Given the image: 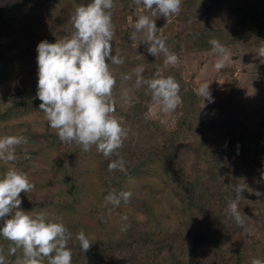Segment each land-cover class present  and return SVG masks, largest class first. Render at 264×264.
<instances>
[{
    "label": "rangeland",
    "instance_id": "obj_1",
    "mask_svg": "<svg viewBox=\"0 0 264 264\" xmlns=\"http://www.w3.org/2000/svg\"><path fill=\"white\" fill-rule=\"evenodd\" d=\"M86 1L0 0V264L50 261L47 250L57 254L60 238L64 239L57 227L70 231L71 249L103 241L108 253L122 238L131 237L136 228L146 237L149 234L152 242L137 249L150 246L154 250L177 229L205 217L177 194L182 179L199 181L210 223L226 218L231 225V248L245 240L249 246L264 245V198L257 196L258 191L262 193L258 173L262 159L260 155L247 157L237 142L244 130L248 134L264 131V32H252L251 23L246 21L242 26L239 18L240 10L248 12L249 0L147 2L122 22L123 28L136 26L129 65L122 77L100 73L98 77L104 80L99 83L104 87L95 81V67H91L95 73L84 74L82 83L80 77L56 72L54 63L42 72L41 62L28 58L25 50L17 47L19 38L23 40L22 35L31 33L30 28L38 39L47 27L65 24L76 16L75 11ZM229 26L247 33L220 51L204 50L194 41L196 36L208 37L210 32L220 33ZM105 33L100 39L103 43L123 37L119 28ZM221 35L228 39L227 33ZM161 38L179 41V50L172 57H167L170 50ZM141 69L162 76L182 75V81L200 97L197 105L205 119L198 128L206 125L204 136L226 139L227 145L235 141V151L230 146L226 154L233 165L241 167L238 177H224L228 184L219 181L214 174L220 150L206 144L199 147V141L195 144L192 137H186L188 144L176 154V168L183 170L177 172L181 174L178 184L171 180L168 165L161 160L144 164L134 177L124 181L120 196L107 194L105 178H112L107 162L111 163L114 156L109 146H117L126 138L129 142L136 139L140 148L153 147L142 142L140 125L133 127L124 117L126 111L135 112L137 96L144 92L138 81L129 79ZM49 72L54 79L44 81ZM63 77L66 79L61 82ZM38 81H43L42 89ZM61 95L58 105L55 97ZM108 95L117 109L105 103ZM33 96L41 100L39 106L33 103L23 108L12 103L15 98L28 100ZM148 111L152 118L173 127L182 115L181 99L168 95L148 105ZM76 131L94 137L79 141L76 136L81 134ZM191 134L182 133L178 138ZM225 198L232 200L228 208ZM11 241L14 244L10 246ZM121 248L124 250L123 243ZM248 254V264L264 258L252 250ZM154 255L156 262L164 257L152 254V260ZM141 259L142 264H156ZM96 264L107 263L100 258Z\"/></svg>",
    "mask_w": 264,
    "mask_h": 264
},
{
    "label": "trees",
    "instance_id": "obj_2",
    "mask_svg": "<svg viewBox=\"0 0 264 264\" xmlns=\"http://www.w3.org/2000/svg\"><path fill=\"white\" fill-rule=\"evenodd\" d=\"M151 0H89L83 3V8H79L78 12L75 11L76 16H73L65 24H59V26H51L44 29L45 33L42 36L34 38V34L29 32L23 36V40L17 41L19 46L25 50V56L28 58L38 59L44 66L42 72H46L49 64L54 63L56 72L59 74L65 73L67 76L80 77L82 83L83 76H87L91 73H95L91 67L98 69V73L95 74V81L97 85H101L99 81H103L98 75L104 72L109 76H123V72L129 65L128 53L130 46L132 45L133 31L136 29L134 25H128L122 27V22L126 21L129 17L138 13L140 8L144 7L147 2ZM246 10H240L239 18L240 24L244 26L246 21L251 23V29L254 33L264 32V0H249ZM122 16V17H121ZM120 21V23H119ZM119 28L123 33L120 41L115 39L110 40L108 43L100 41L102 34L110 32ZM159 24L156 26L158 30ZM222 32L227 33L228 39L225 38ZM208 37L196 36V43L202 44L204 50L220 51L225 44H230L236 40H240L246 30L243 32L239 28L229 26L227 29H223L220 33H212ZM163 39L165 48L170 52L167 57H172L180 47L179 41L165 40ZM54 43V44H53ZM199 44V45H200ZM176 47V48H175ZM177 49V50H176ZM166 52V50L164 51ZM54 73H52L53 75ZM97 75V78H96ZM103 76V75H102ZM51 74L47 75L44 81L53 80ZM66 77L62 78L61 82H64ZM79 79V78H78ZM130 80L138 81V85L141 86L143 93L137 96V103L134 105L133 110L129 114L124 113L125 122L129 125L136 127L135 123L140 125L139 132L142 142L146 145H152V149L148 150L141 145L136 139L131 142L126 138L121 139V142L117 145H110L108 150H111L114 156H111L112 162H107L108 167L112 168L111 177L105 178L109 187L107 194L114 196H120L123 194L122 189L124 187V181H127L131 176L136 175V171L141 169L144 164L148 162H155L164 160L168 165L171 180L177 183V179L180 175L177 172H182V169L177 170L178 166V151L188 144L185 141L186 137H192L193 143H198L199 147L202 144H206L207 147L213 149H219L220 155L216 162L215 174L217 179L224 181L228 184L227 179L238 177V173L241 171L240 166L233 165L230 158L227 156V151H230V146L236 145L235 141L227 145L226 139H220L219 137L206 138L203 134V129L206 125L198 128L199 125L204 122V116L201 115V109L197 105V101L200 97L193 91L187 82L182 81L181 74H169L166 76L156 75L149 71V73L143 72V70H136L134 75L129 76ZM43 81H38V86H41ZM132 88L133 85H130ZM42 89V87H40ZM85 89L86 86H84ZM110 93L113 91V87L109 88ZM36 90H34L35 92ZM69 92V90H68ZM109 93V94H110ZM32 93H30L31 95ZM111 95V94H110ZM168 95L178 96L182 103V115L177 124L173 127L166 126L161 120L152 118L148 111V105L155 103ZM19 94H17V97ZM30 97L28 100L15 98L12 103L16 106L31 107V105L39 103L41 100L37 97ZM55 97V102L60 105L61 98ZM23 100V101H22ZM67 101L68 98H64ZM105 103L112 109L113 104L110 101L109 95ZM110 101V102H109ZM23 107V108H24ZM9 110H13V107H8ZM117 109V106H113V110ZM203 118V119H202ZM183 121V122H182ZM123 131L127 134L128 126L122 124ZM86 130L88 128L86 127ZM192 130V131H191ZM191 132V136H185L179 139L180 135ZM81 134L76 136L79 141L85 140V137H94L91 133L84 131H76ZM235 136V135H234ZM187 139V138H186ZM238 146L242 150L246 151L247 157L257 158L261 157V165H259L262 193L258 191L257 196L264 198V131L262 133L248 134L246 130L240 135ZM81 143V142H75ZM176 144H178L176 146ZM178 148V149H177ZM165 157H162V156ZM166 158V160H165ZM106 165V166H107ZM165 165V164H164ZM173 170V172H172ZM217 174L221 175L218 178ZM178 184V183H177ZM177 194L180 198L187 202V206L192 210H198L205 216L202 221H196L193 225H187L184 229L179 228L177 232L165 237L160 242V246H156L153 250L148 246L147 249H137L140 245L147 246L151 242V238L144 236L140 230H133L130 233L131 237L122 238L119 246L114 245V249L107 253V246L103 241L95 242L86 245L76 246V249H71L72 243L69 233L70 231L65 227H57L58 233L64 237L58 243L57 254L51 250H47V257H50V261H44L42 264H96L98 259L106 260L107 264H142V258L147 262L153 261L156 264H248L246 258L249 257L248 251H255V256L264 254V245L260 243H253L251 246L247 244L246 240L242 241L236 248H231V238L229 236L230 226L228 221L220 219V222L215 221L210 223L204 213L205 205L202 204L205 200V196L200 189L199 181L197 180H180L177 186ZM179 189V190H178ZM230 198H225L224 202L229 207L231 203ZM227 215V214H226ZM224 221L222 225H219L221 221ZM201 222V224L199 223ZM217 222V223H216ZM245 236L243 235L242 238ZM123 243L124 250L121 245ZM152 243V242H151ZM10 246L14 244L11 241ZM123 251V252H122ZM126 252V253H124ZM155 252V253H153ZM163 254L164 257L160 261L156 262L155 255ZM117 259V256H120ZM46 255L41 254V257ZM263 257V256H262ZM261 257V258H262ZM41 260H38L40 263ZM252 264H264V258L258 259Z\"/></svg>",
    "mask_w": 264,
    "mask_h": 264
}]
</instances>
